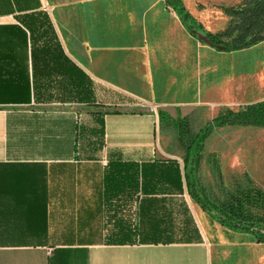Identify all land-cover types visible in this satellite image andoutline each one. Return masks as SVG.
Wrapping results in <instances>:
<instances>
[{"label": "crops", "instance_id": "1", "mask_svg": "<svg viewBox=\"0 0 264 264\" xmlns=\"http://www.w3.org/2000/svg\"><path fill=\"white\" fill-rule=\"evenodd\" d=\"M79 1L0 0V264H264V243L193 201L183 153L138 110L167 96L168 69L146 72L131 40L106 35L115 0ZM162 1L204 49L209 91L264 102V41L217 52Z\"/></svg>", "mask_w": 264, "mask_h": 264}, {"label": "rangeland", "instance_id": "2", "mask_svg": "<svg viewBox=\"0 0 264 264\" xmlns=\"http://www.w3.org/2000/svg\"><path fill=\"white\" fill-rule=\"evenodd\" d=\"M42 1L45 5L80 3L79 0ZM104 1L101 0V3ZM182 1L192 16L204 21L207 30L217 33L229 22L221 8L236 7L244 0ZM115 6L116 28L113 34L106 32V35L131 40L130 44L120 47L128 49L131 59L143 61L146 72L159 73L160 69H168L167 96L155 107L147 104L143 98H137L141 105L139 111H152L157 116L159 111H164L174 119L186 117L196 132L219 112L246 106L236 99L234 93L228 101L220 99L216 91H209L204 77L206 71H203L207 63L206 56H203L204 49L183 31L175 13L165 9L162 0H115ZM214 83V87L220 88L216 78ZM234 83L231 82V87L236 86ZM109 109L105 108L106 111ZM157 129L161 148L181 151L173 130L165 128L159 116ZM214 161L219 165V176L212 170L210 162ZM198 166L202 170L200 178L204 175L208 180V176H212V180L208 184H201L200 188L215 201L216 207L219 206L217 200L245 188L254 187L264 192V128L238 125L213 128L202 144Z\"/></svg>", "mask_w": 264, "mask_h": 264}, {"label": "trees", "instance_id": "3", "mask_svg": "<svg viewBox=\"0 0 264 264\" xmlns=\"http://www.w3.org/2000/svg\"><path fill=\"white\" fill-rule=\"evenodd\" d=\"M185 23V29L202 44L217 52L229 53L251 48L264 41V0H244L236 7H222L229 18L224 30L211 33L203 28L186 11L182 0H164ZM159 119L165 128L173 130L179 149L183 153V173L188 194L199 207L220 225L249 233L258 243H264V192L249 187L231 193L223 200L207 199L198 189L196 171L202 144L209 132L216 127L238 125L264 128V102L225 109L210 122L194 132L186 117L172 118L159 111ZM212 163V170L219 173V165Z\"/></svg>", "mask_w": 264, "mask_h": 264}]
</instances>
